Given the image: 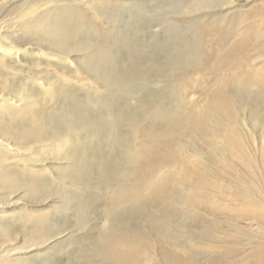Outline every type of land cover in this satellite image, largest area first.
I'll list each match as a JSON object with an SVG mask.
<instances>
[{
    "label": "bare ground",
    "instance_id": "1",
    "mask_svg": "<svg viewBox=\"0 0 264 264\" xmlns=\"http://www.w3.org/2000/svg\"><path fill=\"white\" fill-rule=\"evenodd\" d=\"M97 1L102 0H26L22 3L23 6L26 4L24 14L0 20V188L18 189L24 184H17L20 169L10 166L26 161L29 155L30 151L19 145L43 143L42 152L54 154L68 164L57 168L55 173L68 187L56 189L43 183V194L52 192L59 198L60 211L72 212L73 226L77 229L83 228L84 215L99 196L96 188L115 196L108 201L109 209L104 211L103 219L101 217V227L94 225L93 231L90 229L88 234L77 239L79 244L91 246L94 261L158 264L155 259L165 261L167 254L166 260L170 264H200L191 249L193 259L182 262L175 255L165 253V238L171 244L188 248L187 243L166 230L168 222L173 223L174 229L200 241L228 245H232L229 243L233 236L218 240L217 230L211 235L190 227L206 224L209 220L205 214L216 217L219 212L230 221L264 228V189L256 191L253 198L234 196L225 186L232 185V181L215 171L219 160L225 159L223 153L235 156L236 149H243L241 139L244 127L249 125L247 121L251 122L252 129L257 123L264 131V86L254 92L250 77L233 84V88L221 80L219 92L211 93L209 102L203 107L183 103L176 88L170 81L165 82V76L195 72L200 66V58L176 43L165 46V42L156 40L150 43L147 54H142L141 44L131 42L128 37L114 39L111 27L102 38L95 34L94 27L82 32L88 20L83 9L88 6L105 19L115 18L104 13L110 1ZM19 2L0 0V14ZM194 2L193 11L213 7L206 0ZM120 3L123 8L122 0ZM163 11L165 13V9ZM241 16L233 14L230 22L227 21L226 30L231 27L233 33L239 28ZM219 18L217 21L224 19L222 15ZM149 35H155V31H150ZM234 39V35L227 42L224 39L223 47L231 46ZM255 39L253 34L250 42ZM26 43L29 44L27 48L17 47ZM258 48L263 51L264 44H259ZM68 55L78 59L70 60ZM73 65L75 71L83 68L98 83L100 90L95 92L96 98L89 100L82 85L66 82L61 76L63 73L73 75L74 71L69 69ZM154 77L162 78L161 91L128 103L135 85L151 84ZM22 81L21 94L7 96L16 93L15 87ZM4 91L8 94H2ZM119 101H122L121 105ZM90 102H96L102 113L93 112ZM5 137L17 143L12 144ZM197 139L217 157L213 152L208 154ZM138 140L142 142L141 146H136ZM165 147L168 158L162 150ZM25 185L30 186L31 182ZM174 206L182 210H170ZM147 211L160 216V220L145 214ZM134 216L150 231L142 232L135 226V220L131 225L128 220ZM21 217L17 222L20 225ZM38 219L27 231L44 229ZM10 224L0 225V233L8 241L12 236L10 227L13 225ZM215 224L219 226L222 221L215 220ZM67 228H59L58 235L46 232L50 245L42 243L38 248L9 255L0 252V264H38L41 256L32 254L33 250L60 247L74 233ZM39 235L32 233L30 238L36 241L40 239ZM62 237L65 239L59 240ZM153 240L158 247L151 244ZM253 240L264 243V237H247L242 247L251 245ZM151 247L156 248L153 262L138 250L142 248L147 256L151 254ZM237 252L231 246L226 257L211 259L205 264H264V244L254 247L247 255L238 257L242 253ZM23 254H29L30 262L21 256Z\"/></svg>",
    "mask_w": 264,
    "mask_h": 264
},
{
    "label": "rangeland",
    "instance_id": "2",
    "mask_svg": "<svg viewBox=\"0 0 264 264\" xmlns=\"http://www.w3.org/2000/svg\"><path fill=\"white\" fill-rule=\"evenodd\" d=\"M25 1L26 0H20L19 3L12 5V7H7L6 9H8V11L2 10L3 13L1 14L3 15L1 16L0 14V20L3 18L4 20H9L14 17H20L19 15L24 14L26 12L24 11L26 4L23 6L22 3ZM105 1H110V4L104 9V13L114 16V20H108L101 15L95 14L92 7L88 6L83 9L88 20L87 24H85L82 29V32L86 30L88 31V29L94 27L96 31L95 34L100 35L102 38L107 34L108 29L111 27L114 39L128 37L131 42L141 44L142 54H147L150 48V43L156 40L165 42V46L171 43H176L179 47H182L183 49L185 47L189 52L195 53L200 58V66L195 72L184 76L175 73L171 75V77L169 76L170 78L165 76V82L170 81L171 85H173L179 93L183 103H195L198 107L202 105L204 106L205 103L209 102V95L211 93L214 91L219 92L218 84L221 80L224 81V84L226 83L229 87L233 88V84L235 85V83H239L243 78L250 77V87L254 92H258L259 87L264 86V50L260 51L258 48L259 44H264V0H206L213 7L198 9L196 11H193V8L196 5L194 1L196 0H122L123 8L119 6L121 0ZM97 2L104 3L103 0ZM164 9L165 13L163 11ZM236 13H239L242 16L239 20V28H237L239 30L235 29L232 33V31H230L231 27L228 28L227 31L226 26L228 24L227 21L230 22L231 16L233 14L236 15ZM220 15H222L224 19L222 21H217L220 19ZM162 18L165 20L159 21V19ZM233 22L235 23V20H233ZM152 25L156 26L151 28ZM152 30L155 31V35L150 36L149 32ZM253 34L256 35V39L250 42ZM233 35L235 37L234 42L231 46L224 48L223 45L225 42L223 43V41L226 40L227 42ZM255 41H257V43H255ZM27 43L19 44L17 47L27 48L29 45ZM43 51L46 50L43 49ZM68 56L70 60L78 59V57L76 58L73 55ZM221 59H223L224 62H220ZM69 69L74 71L73 73L75 75H67L63 73L61 76L64 80L66 82L75 83L79 86L82 85V91L83 93L88 94L89 100L96 98L95 96H97V94H95V92L100 90V86L91 78L88 72L83 68H78L77 71H75L74 65ZM26 80L27 78L25 77L24 81ZM24 81L16 85V93L12 92L7 96H18L21 94L20 90L23 91ZM152 81L155 83L152 82L150 84L145 82L135 85L133 88V94L130 96L132 99L128 103H134L135 101L133 99L136 98L143 100L149 94L161 91L162 78L154 77ZM6 93L8 94L7 91L2 92V94ZM119 102L121 105L122 101ZM90 103L89 107L93 112L98 113L99 111V113H102V109L98 108L99 105L96 102ZM247 122L249 125L246 124L247 128L244 127V133L241 139L243 149H236L235 156L223 153L225 159L221 158L219 160L218 165L215 167V171L220 176L225 177L229 182L232 181V185L230 186L223 184L228 188L227 190L230 194L253 198L256 191L264 189V131L260 129L257 123L254 126V131L251 122ZM240 129L242 130V128ZM6 139H9V142L13 140L12 138ZM214 140H216L215 137ZM197 141L204 149L206 148L205 150L208 154L213 152L207 147V145L205 146L203 142L198 139ZM259 142L260 144H258ZM11 143L13 144L17 142L12 141ZM42 145L44 144L32 143L19 145V147L29 150V155L26 156V161L23 160L21 163H16L10 166L14 169H20V181H18L17 184H24L18 189L0 188V225H9L10 223L11 226L13 225V227H10L12 230L10 241L0 233V250L3 249L0 252L8 253L9 255L14 252H20V250L22 252L24 249L26 250L31 247L38 248L42 243L50 245L49 237L46 232L50 235H58L61 230L68 226L67 230H73L74 233H72L69 239L67 238L60 247H46L33 250L32 254L36 253L42 257H39V261L37 260L38 264H106L107 262H110H102L99 260H97L98 262L94 261L92 253L90 252L91 246L89 244V247L86 246L87 244L81 245L77 242V239L88 234L90 229L93 231L94 225L101 227V217L103 219L104 211L109 209V202L110 200L115 199V196L111 193H103L96 188L97 191H95L96 193H99V196L96 198L92 208L85 213L83 218V228L77 229L73 226L74 217H72V212L60 211L61 202L59 201V198H57L52 192L49 193V195H46L45 193L43 194V189L41 188L43 183L49 184L52 187H57L56 189L68 187V184L64 180H60L56 177L55 174L57 168L68 164L65 161L57 159V157H54V154H46L42 152ZM141 145L142 142L138 140L136 146ZM61 149L62 151L64 150V148ZM162 150L165 153V157H167V147H165V149L162 148ZM212 154L215 155L214 152ZM31 157L35 159H31ZM231 177H233V179ZM27 182H31V185H25ZM219 182L221 181H218V183ZM177 207L174 206V208H171L170 210H182L180 207H178L179 209ZM149 213L151 212H145L147 215H152L153 217L157 216L156 218L160 220V216ZM204 214L205 213H202V215ZM204 216L209 220L206 224H202V226L198 227L194 226V228L190 227V229H194V231L200 230L201 232L211 235H213L214 230H217L219 231L217 235L218 240L224 236H233L232 242L229 243L232 245L219 244L218 242H216L217 244H214L211 241L204 240L200 241L198 238L190 237L184 232L174 229L173 223L171 224L168 222L165 227L166 230L170 234L176 236L179 241L187 243L186 246L188 248L185 249L178 247L175 244H171L165 238V253L175 255L179 258V261L182 262L184 259H193L190 252L193 250L192 252H195V259L198 263L205 264L208 260L226 257L227 249L231 246L238 251L237 253H242L238 255V257H240L252 252L254 247H262L264 244L263 242H254L253 240L251 245L242 247V245L246 243L245 240L247 237L254 239L257 237H264V228L261 229L258 226H248L230 221L228 217L220 215L219 212H217L216 217H209L206 214ZM19 217H21V225L17 223ZM132 218L128 220L131 222V225H134L132 223H134L133 221L135 220V226H137L142 232L150 231L149 228H145L146 225L144 222L136 220L138 219L136 216ZM36 219L43 223L40 224L41 226H44V229L29 230L32 232L27 231L30 229L29 226L32 227V225H34ZM215 220L222 221V224L218 226L215 224ZM230 225H233V227ZM24 232H26V237ZM32 233L40 234V239L34 241L30 238ZM149 236L155 238L152 235ZM63 239H65V237H62L59 240ZM151 244L153 246L157 245L158 247V243L154 240ZM133 246L135 247V245ZM210 246H213V248H210ZM155 249V247H151V254L147 256L142 248H139L138 250L142 256L151 259L153 262L155 259ZM189 249L191 250L189 251ZM132 254L133 253H131V255ZM28 255L29 254H23L21 256H24L27 262H30V259H27V257H29ZM167 257L168 255L165 254V261L159 258L155 259L156 263L170 264L169 261L166 260ZM196 260L195 262H197Z\"/></svg>",
    "mask_w": 264,
    "mask_h": 264
}]
</instances>
